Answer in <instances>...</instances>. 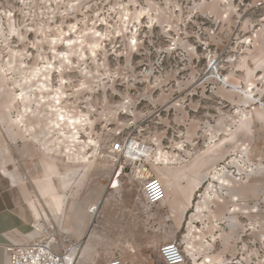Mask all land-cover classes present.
I'll return each mask as SVG.
<instances>
[{
  "label": "rangeland",
  "instance_id": "rangeland-1",
  "mask_svg": "<svg viewBox=\"0 0 264 264\" xmlns=\"http://www.w3.org/2000/svg\"><path fill=\"white\" fill-rule=\"evenodd\" d=\"M0 124L36 144L55 189L68 160L117 141L143 146L155 177L164 135L177 165L208 144L181 229L167 207L150 249L182 239L186 264H264V0H0Z\"/></svg>",
  "mask_w": 264,
  "mask_h": 264
},
{
  "label": "crops",
  "instance_id": "crops-1",
  "mask_svg": "<svg viewBox=\"0 0 264 264\" xmlns=\"http://www.w3.org/2000/svg\"><path fill=\"white\" fill-rule=\"evenodd\" d=\"M7 130L0 124V264H7L6 245L29 242L33 235L31 224L35 222L55 225L72 243L80 244L74 264H102L111 258L123 264H157L159 259L163 262L159 251L150 248L167 237L166 208L172 207L174 218L180 217L173 226L174 231H179L182 208L190 207L189 195L183 198L181 191L190 190V182L192 190L196 189L197 180L204 179L209 171L202 165L214 157L208 144L202 145L200 152L197 146L190 147L189 155L181 158L185 164L181 161L177 165L175 141L164 135L161 143L159 140L158 178L165 185L174 177L173 193L149 205L130 174L137 152H129L128 156L109 151L81 152L77 160H68L62 168L57 190L49 174L45 178L41 175L49 160L38 155L36 144L23 135L12 138ZM224 157L222 151L220 158ZM223 173L222 182H227L228 175ZM93 205H97L94 214L89 212ZM160 221V234L151 232V223Z\"/></svg>",
  "mask_w": 264,
  "mask_h": 264
},
{
  "label": "built area",
  "instance_id": "built-area-1",
  "mask_svg": "<svg viewBox=\"0 0 264 264\" xmlns=\"http://www.w3.org/2000/svg\"><path fill=\"white\" fill-rule=\"evenodd\" d=\"M133 142L130 139L117 141L110 145L109 152H116L128 156L127 145ZM137 144V143H136ZM132 161L131 177L140 185V192L145 202L149 205L157 204L164 200L166 195L165 185L158 177L151 176L144 164L145 151L137 152ZM225 170V171H224ZM223 172L226 168L221 165L214 171V178L219 180L217 186L220 193L226 190V182H222ZM222 182V183H221ZM221 190V191H220ZM97 205L89 207L90 213H95ZM32 236L25 244H9L5 246L7 264H74L80 244L72 243L66 233L55 225H44L40 222L31 224ZM159 255L165 264H185L187 251L183 241H172L159 247ZM104 264H123L118 258H111Z\"/></svg>",
  "mask_w": 264,
  "mask_h": 264
},
{
  "label": "bare ground",
  "instance_id": "bare-ground-1",
  "mask_svg": "<svg viewBox=\"0 0 264 264\" xmlns=\"http://www.w3.org/2000/svg\"><path fill=\"white\" fill-rule=\"evenodd\" d=\"M126 150L135 153V152L145 151V148L141 145L136 144L135 142H130L126 147Z\"/></svg>",
  "mask_w": 264,
  "mask_h": 264
}]
</instances>
